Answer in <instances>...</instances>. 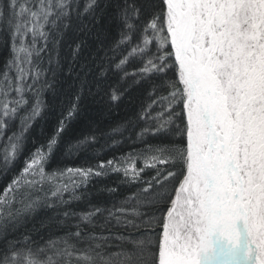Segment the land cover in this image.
I'll return each mask as SVG.
<instances>
[{
  "label": "snow or ice",
  "instance_id": "6c2138e0",
  "mask_svg": "<svg viewBox=\"0 0 264 264\" xmlns=\"http://www.w3.org/2000/svg\"><path fill=\"white\" fill-rule=\"evenodd\" d=\"M106 9L120 25L108 48L97 30ZM69 33L80 38L69 45L66 75L91 34L100 77L119 55L115 68L149 85L147 103L127 122L128 138L143 148L51 174L57 139L38 148L0 189V264H264V0H0V47L9 49L0 69V176L64 71ZM130 58L140 61L131 73ZM120 98L112 89L109 99ZM89 141L96 136L72 147ZM109 173L137 187L110 206L61 210L91 177ZM40 208L53 215L27 227Z\"/></svg>",
  "mask_w": 264,
  "mask_h": 264
},
{
  "label": "trees",
  "instance_id": "16d2710c",
  "mask_svg": "<svg viewBox=\"0 0 264 264\" xmlns=\"http://www.w3.org/2000/svg\"><path fill=\"white\" fill-rule=\"evenodd\" d=\"M97 30H103L105 48L118 41L120 25L112 18L111 9L104 11ZM79 38L76 33H69L66 37L60 49L64 71L58 74L55 88L44 91L43 111L25 133L21 155L14 167L7 175L0 176V189L23 170L29 156L34 154L38 148L47 145L53 137L57 139V144L53 146V151L46 164V171L49 174L65 172L67 168L95 167L100 161L121 157L143 148L142 144L128 138L132 133L127 131V122H135L141 106L147 103L149 85L145 82L133 83L134 78L131 75L124 76L121 70L116 69L114 63L118 62L119 55L116 56L113 65L108 68L106 75L100 77L98 75L100 68L92 59L94 55L99 57L101 54L98 50L99 41L91 34L85 37L87 44L72 67V75H66L71 63L69 45ZM8 56L9 49L0 47V69ZM81 65H86V72L80 71ZM139 66V60L130 58L126 68L131 73ZM82 79H85L86 83L81 93ZM112 89L121 91V98L117 102L109 99ZM78 94L81 98L75 115L66 123L64 131L57 135L60 121ZM121 125L125 126L124 133L114 136L112 129ZM15 127L16 131H19L18 122ZM92 135L96 136L95 142L89 141L81 145L79 150L72 147ZM113 140L118 142L112 143ZM152 142H159V138H153ZM137 164L140 166L139 161ZM144 175L147 178L150 172L146 171ZM63 179L66 180L67 177ZM122 179L120 174L115 173L102 177H91L86 186L77 189V194L81 196V199H72L69 204L62 206L61 210L66 207L75 212H83L87 211L90 205L110 206L113 201L123 198L137 187V185L129 186L121 183ZM108 187L117 188V192L109 194L105 191ZM34 195L43 196L44 193L37 192ZM65 196L70 198V193H66ZM51 215H53L52 209L40 208L29 220L27 227L30 228L33 224Z\"/></svg>",
  "mask_w": 264,
  "mask_h": 264
}]
</instances>
